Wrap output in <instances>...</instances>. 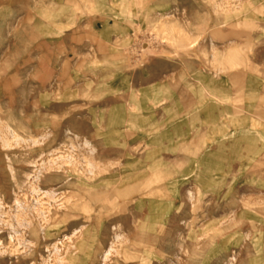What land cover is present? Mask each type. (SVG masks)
Returning a JSON list of instances; mask_svg holds the SVG:
<instances>
[{
    "label": "rangeland",
    "instance_id": "rangeland-1",
    "mask_svg": "<svg viewBox=\"0 0 264 264\" xmlns=\"http://www.w3.org/2000/svg\"><path fill=\"white\" fill-rule=\"evenodd\" d=\"M0 264H264V0H0Z\"/></svg>",
    "mask_w": 264,
    "mask_h": 264
}]
</instances>
